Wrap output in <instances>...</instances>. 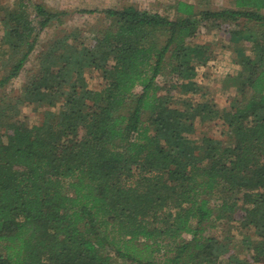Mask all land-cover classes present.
Here are the masks:
<instances>
[{"label":"trees","instance_id":"16d2710c","mask_svg":"<svg viewBox=\"0 0 264 264\" xmlns=\"http://www.w3.org/2000/svg\"><path fill=\"white\" fill-rule=\"evenodd\" d=\"M231 1L234 9L197 11L177 0L175 20L102 11L112 29L90 33L79 50L64 45L63 66L42 64L23 87L22 102H62L52 123L27 127L0 105V264H264V0ZM18 2L3 22L12 66L0 87L53 19L38 5L35 26ZM241 20L254 29L229 34H241L251 56L238 50L240 70L227 78L230 111L210 99L172 108L158 79L170 70L174 86L195 94V65L206 63L204 47L187 40ZM86 68L101 74L99 89L86 88ZM214 120L226 139L190 142L195 126ZM237 200V222L259 239L249 259L203 227L227 219Z\"/></svg>","mask_w":264,"mask_h":264},{"label":"rangeland","instance_id":"374dc122","mask_svg":"<svg viewBox=\"0 0 264 264\" xmlns=\"http://www.w3.org/2000/svg\"><path fill=\"white\" fill-rule=\"evenodd\" d=\"M176 1L26 0L27 14L35 26L38 23L35 18V7L38 5L43 7L46 12L52 14L53 19L39 34V37L34 40L33 50L18 77L5 86L0 87V105L12 104L14 109L10 111L9 116L27 127H40L44 123H52L62 102L57 101L54 102V105H51L48 102L31 104L20 100L23 87L40 71L42 64L46 62L49 65L55 63L56 66L62 67L64 60H60V56L63 55L64 45H70L79 50L92 42L90 33L103 34L112 29L111 20L106 18L102 11H121L124 8L133 7L142 12L159 14L160 16L168 17L170 20H175L178 17L173 10ZM178 1L195 5L197 11L234 9L231 0ZM18 3V0H0V79L6 71H10L12 66L11 62H5L10 51H8V46L5 43L2 44L4 42L3 22L8 14L16 10ZM224 29L227 30L226 34ZM247 29L251 30L254 27L243 20L219 28H215V26L212 28L208 25L206 28H201L193 38L187 40V42L194 45L204 47L206 63L204 65H195V73L192 78V82L196 85L195 94L180 91V85L174 86L173 83L177 81L173 79V76L176 74L171 73L170 70L165 71V76L158 79L159 86L162 88L161 94H169L171 96L169 103L172 108L183 111L188 101L201 103L203 100L210 99L217 109L230 111L237 97H235L233 86H230L227 78L235 76L239 72V55L244 53L247 56H251V52L249 44L242 41L238 42L241 34L235 37L230 35L229 31L238 33ZM238 50L243 52L237 53L239 52ZM3 51L5 52L1 54ZM168 57L169 54L167 55ZM69 76L75 79L77 74L70 72ZM81 78L86 88L90 90L99 89L102 83L101 74L91 68H86L82 72ZM172 79L174 82H172ZM224 129L219 120H214L210 123L206 122L195 126L193 132L188 135V139L194 143H199L204 136L223 140L226 139V135H221ZM240 198L241 194H238L237 199ZM220 199H225L228 204L233 202L232 197L227 193L220 194ZM215 201L218 202L215 197H212L211 203L215 204ZM239 206H241V202L237 200L234 212L226 214L227 219L216 221L214 227L212 225H203V227L206 228L205 235L227 242L236 256L242 259H249L252 257L250 245L257 244L259 239L252 229L243 228L237 222L240 216ZM185 239H188V237Z\"/></svg>","mask_w":264,"mask_h":264}]
</instances>
